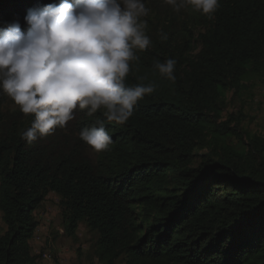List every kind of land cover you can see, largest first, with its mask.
<instances>
[{
  "label": "trees",
  "instance_id": "1",
  "mask_svg": "<svg viewBox=\"0 0 264 264\" xmlns=\"http://www.w3.org/2000/svg\"><path fill=\"white\" fill-rule=\"evenodd\" d=\"M144 2L152 46L136 51L126 84L156 89L125 124L105 120L108 150L80 139L105 119L86 110L28 145L21 134L33 117L0 91V264H35L34 212L49 192L64 236L76 243L81 222L96 234L99 264H264V138L237 119L230 126L232 116L220 121L225 94L264 76V0H219L212 19ZM59 3L0 0V29L19 20L26 32L30 8ZM168 58L175 82L154 67Z\"/></svg>",
  "mask_w": 264,
  "mask_h": 264
},
{
  "label": "clouds",
  "instance_id": "2",
  "mask_svg": "<svg viewBox=\"0 0 264 264\" xmlns=\"http://www.w3.org/2000/svg\"><path fill=\"white\" fill-rule=\"evenodd\" d=\"M179 12L191 6L212 19L219 0H164ZM149 14L144 0H60L30 8L19 20L0 29V91L26 116L31 126L21 134L28 145L54 134L75 119L77 111L96 118L80 139L96 152L108 150L113 139L109 123L125 124L156 85L128 86L136 51L152 46L146 34ZM167 39V34H162ZM177 61L157 60L154 67L175 82Z\"/></svg>",
  "mask_w": 264,
  "mask_h": 264
},
{
  "label": "rangeland",
  "instance_id": "3",
  "mask_svg": "<svg viewBox=\"0 0 264 264\" xmlns=\"http://www.w3.org/2000/svg\"><path fill=\"white\" fill-rule=\"evenodd\" d=\"M159 2L162 6L168 5L164 0H158ZM231 116L233 119L230 126L237 119L242 131L264 138V76L250 75L240 90L225 94V107L220 121H226ZM230 143L235 150H243V145L237 138L231 137ZM203 152L198 151L197 154ZM195 161H199V156ZM34 216L38 226L30 241V247L31 253L38 256L35 264H99L92 248L96 234L88 231L84 222L77 228L76 243L63 235L58 195L49 192L35 210ZM0 227L4 228L1 212ZM117 264L123 263L119 261Z\"/></svg>",
  "mask_w": 264,
  "mask_h": 264
}]
</instances>
